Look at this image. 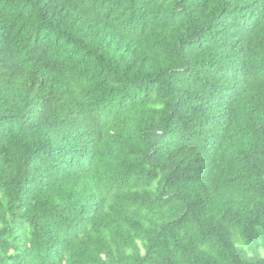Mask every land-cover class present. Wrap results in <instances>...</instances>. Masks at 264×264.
Returning a JSON list of instances; mask_svg holds the SVG:
<instances>
[{
  "label": "trees",
  "instance_id": "16d2710c",
  "mask_svg": "<svg viewBox=\"0 0 264 264\" xmlns=\"http://www.w3.org/2000/svg\"><path fill=\"white\" fill-rule=\"evenodd\" d=\"M0 264H264V0H0Z\"/></svg>",
  "mask_w": 264,
  "mask_h": 264
}]
</instances>
